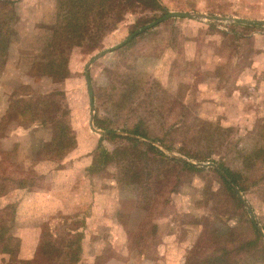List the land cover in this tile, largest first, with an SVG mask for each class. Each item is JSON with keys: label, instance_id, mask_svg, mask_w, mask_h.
I'll return each instance as SVG.
<instances>
[{"label": "rangeland", "instance_id": "rangeland-1", "mask_svg": "<svg viewBox=\"0 0 264 264\" xmlns=\"http://www.w3.org/2000/svg\"><path fill=\"white\" fill-rule=\"evenodd\" d=\"M0 1L15 4L13 30L28 20L24 38H12L16 51L3 53L1 67L13 78L0 79V109L6 104L7 114L21 87L27 102L48 98L40 102L48 112L38 115L50 122L37 131L39 123L27 129L15 119L0 125V178H9L0 190V264H74L78 245L76 264H264V118L238 124L244 118L234 110L239 120L230 121L215 96L232 90L254 54L251 32L264 27L170 18L102 55L169 11L263 21L264 0H159L161 12L141 4L113 10L110 28L67 52L64 81L41 66L48 51L40 45L59 25L58 0ZM232 26L241 36L221 33ZM215 51L219 69H201ZM57 124L74 139L62 153L50 148ZM99 150L124 153L90 173ZM7 244L16 250L3 252Z\"/></svg>", "mask_w": 264, "mask_h": 264}, {"label": "trees", "instance_id": "trees-1", "mask_svg": "<svg viewBox=\"0 0 264 264\" xmlns=\"http://www.w3.org/2000/svg\"><path fill=\"white\" fill-rule=\"evenodd\" d=\"M3 3L5 5L4 7L0 8V43L5 40V45L2 47L0 45V52L5 53L7 51L13 36L15 35L16 31L13 30V27L11 24H9L7 21L13 20L14 22L18 21V17L14 15V11L12 9L14 8V3L11 2H1L0 5ZM137 4H141L142 6L151 7L154 11H163V7L161 6L159 0H58L57 3V23L59 24L57 27H55L54 31H48V42H44V44L40 45L42 46L43 50L48 51L46 54L44 52L43 58L46 59L48 57V62L46 64H43L41 66H45L48 64V71H46V75L55 78L57 80H65V77L67 76V69L64 68V66H67L68 59H66L67 52L71 49L73 46H81L85 40H87L90 44V42L95 38L96 35H99L101 33H104L106 30L105 27L110 28V20H111V12L114 10V14L119 12L118 14H121L122 9H132ZM2 15L4 16V20L2 18ZM123 18H117L115 21H121ZM5 22V23H4ZM92 22V23H91ZM94 23V24H93ZM235 26H232L231 29L233 31ZM114 30V29H113ZM249 30V29H246ZM221 33L224 36H228L229 32L221 31ZM40 76V74L38 75ZM21 88V87H19ZM18 88V89H19ZM18 89L14 92L13 100L11 103V106L7 114L2 118V121L0 125H5L8 121L16 120L18 122L19 127L24 128H31L33 125L35 127L33 128L34 131H37L40 126H44L45 124L50 125V122L48 121L47 117H42L40 114L41 112H48V102L45 104L47 109L43 111L42 108H40V102L43 100H48V98L41 96L39 99H30L27 101L21 99V95L18 93ZM32 92L31 90L29 91ZM59 95V93L56 94H49L48 97L53 99L54 96ZM36 98V97H35ZM61 106H57L56 113L61 112ZM25 117L30 118V122L27 125L24 124L26 120H24ZM2 127V128H1ZM0 127V130L3 129V126ZM58 131H55L54 135L56 134V137L54 138L53 144L50 146V148L55 149V145L62 149L61 153L66 151L68 144L70 145L73 142V136L72 133L68 131V129L61 125L58 126ZM132 132V131H131ZM135 135L141 136V133L136 131L132 132ZM111 139L115 138H122L130 142H137V140L130 138V137H119V136H110ZM154 147V146H151ZM155 148V147H154ZM54 151V150H53ZM124 153V150H118L115 152H109L107 150H99L96 155L94 156V168L90 169V173L95 170L97 172L102 171V169H99L103 167V165L110 164L111 162L115 161L117 157H121ZM159 154L164 157V154L159 151ZM2 166V164H1ZM190 167L191 169H196L194 166L186 165ZM1 170V169H0ZM3 171L6 169L3 168ZM1 170V171H2ZM0 171V172H1ZM228 176L232 179L233 183L240 187V189L243 191V187L240 184V182L237 179L236 173H231L229 171H226ZM9 178H0V186H1V192L6 191V181ZM10 182L15 183L18 188L25 189L27 184L25 181H18V180H10ZM9 182V183H10ZM3 185V186H2ZM227 187L231 191V193L234 194L233 189L230 187V185L226 182ZM34 186V185H30ZM238 200V198H237ZM239 204L241 205L240 200H238ZM256 229V228H255ZM4 229H0V244L3 243V238L5 233L3 232ZM3 232V233H2ZM257 233H259L257 231ZM76 237V235H74ZM10 239V238H9ZM72 245L71 240H69ZM78 242V241H77ZM78 245V244H77ZM76 246V245H75ZM67 247V246H66ZM16 250V247L10 245H6V249L3 247V252L12 253ZM80 253V246H77V249H75V254L71 256L72 263L76 264L78 262V254ZM39 254L45 255L46 253L42 250L41 247L39 250Z\"/></svg>", "mask_w": 264, "mask_h": 264}, {"label": "crops", "instance_id": "crops-1", "mask_svg": "<svg viewBox=\"0 0 264 264\" xmlns=\"http://www.w3.org/2000/svg\"><path fill=\"white\" fill-rule=\"evenodd\" d=\"M241 4L245 5V3L242 2ZM26 22H28V20L21 21L22 26L20 27L19 25V28L18 29L16 28L15 37L17 36V38L19 37L24 38V34H23L24 27L25 24H28ZM225 32H229L228 34L230 36H235V37L241 36L240 31L238 30L233 31L229 27H225ZM251 34L254 35L257 39L254 42V54L250 63L247 64L242 69L239 77L236 78L232 90L229 93L225 94V92L221 90L218 94H215L216 100L218 98V99H222L225 102V109H224L225 116L230 121L233 122L235 120L238 121L239 120L237 118L238 116H235L234 110H236V112L237 110L241 111L242 112L241 116L242 118H244V120L239 121L238 124L243 123L244 125L249 124L253 119L264 118V32L252 31ZM28 37H31V32L28 34ZM15 44H16L15 39H13L8 47L7 50L8 53L9 52L14 53V51H16V49L18 48L17 47L18 44L17 45ZM215 52L216 53L214 54L213 60L212 61L208 60V63L206 61V58L203 56L201 60V69L213 71V72L219 69L218 66H220V64L216 63V57L218 55V52L217 51ZM2 59H3V54L2 52H0V73H1L0 79L11 80L13 78V75L5 76V68L1 67ZM14 67L16 68L17 66L14 65L13 63L11 64L9 62L7 64V68L14 69ZM19 85H22V83ZM6 110L7 109L5 104L0 109V120L2 119V117L5 116Z\"/></svg>", "mask_w": 264, "mask_h": 264}, {"label": "water", "instance_id": "water-1", "mask_svg": "<svg viewBox=\"0 0 264 264\" xmlns=\"http://www.w3.org/2000/svg\"><path fill=\"white\" fill-rule=\"evenodd\" d=\"M170 18H188V19H197V20L198 19H200V20L207 19L209 21H222V22L233 23V24H236V25H241V26H246V27H252V26H255V27H258V28H263L264 27V20L263 21H258V20H243V19H235V18H231V17H219V16H212V15H206V14H199V13H185V12H170L169 11L166 16L162 17L161 19H159L158 21H156L154 23H151L150 25H147V26L143 27L141 30L136 31L134 33V35H132L123 44L118 45V46H116V47H114L112 49H109V50L103 52L102 55L103 54H106V53H109V52H111V51H113L115 49H118V48L122 47L123 45L127 44L131 39H133L134 36L138 35L139 33L143 32V31H145V30H147V29H149L151 27L156 26L157 24H159V23H161V22H163L165 20H168ZM96 58H94L93 61ZM87 78H88L89 85L91 87V82H90V78H89L88 72H87ZM91 95H92V89H91ZM218 171L224 177H226L225 174L221 170L218 169ZM238 194L240 195V192H238ZM259 230L264 235L263 229H261L259 227Z\"/></svg>", "mask_w": 264, "mask_h": 264}]
</instances>
